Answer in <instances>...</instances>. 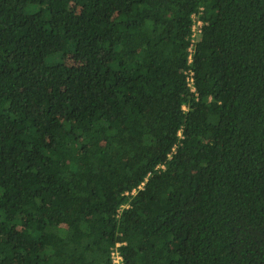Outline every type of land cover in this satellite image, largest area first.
<instances>
[{
    "label": "trees",
    "instance_id": "trees-1",
    "mask_svg": "<svg viewBox=\"0 0 264 264\" xmlns=\"http://www.w3.org/2000/svg\"><path fill=\"white\" fill-rule=\"evenodd\" d=\"M114 249L264 264V0H0V264Z\"/></svg>",
    "mask_w": 264,
    "mask_h": 264
},
{
    "label": "built area",
    "instance_id": "built-area-1",
    "mask_svg": "<svg viewBox=\"0 0 264 264\" xmlns=\"http://www.w3.org/2000/svg\"><path fill=\"white\" fill-rule=\"evenodd\" d=\"M191 18H192V24H191V34H190V46L188 48L189 52L192 51V47H193L192 45L195 42V40L198 38V34L201 31V25H202V20L198 17V14L192 13ZM188 58L190 60V54ZM189 73L190 75L187 77V84L191 90H194L193 78L191 76L192 72H189ZM111 258H112L113 264H123L122 255L120 254L118 250H115V249L112 250Z\"/></svg>",
    "mask_w": 264,
    "mask_h": 264
}]
</instances>
